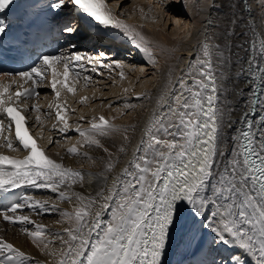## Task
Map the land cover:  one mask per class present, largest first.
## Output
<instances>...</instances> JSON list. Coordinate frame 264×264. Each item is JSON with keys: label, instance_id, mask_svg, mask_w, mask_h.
<instances>
[{"label": "snow or ice", "instance_id": "snow-or-ice-1", "mask_svg": "<svg viewBox=\"0 0 264 264\" xmlns=\"http://www.w3.org/2000/svg\"><path fill=\"white\" fill-rule=\"evenodd\" d=\"M13 2L0 0V12ZM69 5L78 7L100 24L122 30L138 49L152 57L144 36L135 26L114 15L105 0H53L50 7L62 10ZM211 7L216 9L215 4ZM240 22L246 23L240 17H229L226 32L236 34L233 26ZM205 23L210 29L219 27L212 20ZM6 27L0 21V34L5 33ZM63 31L71 34L78 28L66 25ZM209 36L214 37V33ZM248 45L249 56L245 63L251 76L260 83L250 88L253 99L242 114L244 127L238 130L239 138L235 134H224L212 52L206 51L196 71L188 74L187 79L180 78L178 94L172 97L167 111L159 114L145 130L128 165L110 187H102L94 196L73 190V185L83 183V174L46 154L30 133L20 110L28 105L19 103L38 97L40 86L50 78L56 102L48 107L56 108V118L63 122L59 131L67 133L69 108L60 102L61 93L65 89L75 93L81 72L87 70L83 62L87 60L90 64L92 57L78 52L71 56L43 55L27 70L0 73V139H4L6 147H14L13 141L4 137L2 117L6 116L10 121L6 126L8 135L11 136L14 124L16 140L28 150L24 158L0 153V189L29 186L47 189L61 201L71 203L75 198L79 202L73 211L61 213L69 226L52 232L51 238L46 226L35 224L29 216L16 215L26 206L44 212L55 210L57 205L48 201L25 196L21 202L0 212L2 219L13 224L33 223L35 230L28 232L24 228L23 231L31 236L41 252L52 257V264H165L164 257L174 234H187L189 217L199 218L214 234L217 243L236 249L217 264H249L246 257L252 264H264V42L259 48L252 40ZM253 52L258 56L251 55ZM116 64L123 68L119 62ZM100 66L113 67L104 65L103 61ZM91 71L102 74L96 67ZM240 73L243 75L245 69L241 68ZM120 76L124 78L123 71ZM5 79L9 83L6 84ZM85 80H91V76ZM29 82L31 86L26 87ZM13 85H17L15 91ZM86 100L87 97H81L82 103ZM40 107L39 103L33 105L38 113ZM257 116L259 119L254 122ZM36 119L39 122L40 116ZM56 127L53 124V128ZM232 127L231 122L227 123L228 129ZM74 131L83 137L84 144L96 145L108 152L97 136L120 129L101 116L99 122L93 118L89 128L77 125ZM226 140L232 142L230 151L224 148ZM49 143L58 141L50 139ZM120 151L125 149L121 147ZM69 152L77 154V146L73 145ZM116 163L110 159L107 171H112ZM57 241L59 247H50ZM32 260L0 237V264H30Z\"/></svg>", "mask_w": 264, "mask_h": 264}, {"label": "bare ground", "instance_id": "bare-ground-1", "mask_svg": "<svg viewBox=\"0 0 264 264\" xmlns=\"http://www.w3.org/2000/svg\"><path fill=\"white\" fill-rule=\"evenodd\" d=\"M107 1L109 2V0ZM126 1L121 0L118 8L121 9V6L126 7ZM113 2L114 8H116L119 1ZM138 4L141 6L140 9L137 8ZM213 4L216 5L218 11L211 7ZM107 6L110 7L108 3ZM149 6L157 8L160 18L161 16L166 19L171 17L176 22L175 24L177 25H174V32L163 30L155 20H147L143 22L145 23V26H143L139 21H134L129 17L134 12L143 14L146 8H150ZM125 10L127 11L125 21L135 26L136 30L144 36L145 42L151 48L152 57L138 49L131 38L122 30L111 27L109 33L118 34L119 39H114L115 36L108 38L113 39V43H119V45L123 44L125 39L130 40L134 44V47H131L134 50L133 56H128L126 53L123 56H119L117 46H115L113 51H107L109 45L105 48L106 50L100 48L103 50L99 53L110 55L103 59L98 54H95V58H92V61L97 63L99 59L105 65L112 64L113 67L101 68L102 74L82 71L75 86L76 90L82 88L80 92L84 88L92 90L89 94H84L87 93L86 91L80 93L81 97H87L86 102L88 103H93L98 98L105 100L103 106L94 112L96 113L95 117L90 115L92 113L90 111L84 114V120L86 118L88 124L81 128H89L93 118L98 120L101 116H104L120 129L117 132H109L106 136H97L101 144L108 149V152L96 145L84 144L83 137L74 131L76 127H70L67 133L60 132L59 129L63 127V123L57 127L58 132L55 133L52 140L56 138V141L61 142L64 146H60V148H57L58 150L53 152L50 149L48 151L52 144L49 146L46 144V147L43 146V141H41L43 139L40 136L38 127H34L33 124L46 128L47 121H45V118L47 116L45 114L49 113L48 111L51 109L56 116V108L49 109L48 107L49 104L56 102L55 94L50 87H44L42 93L36 97V103L41 106L39 113L34 108L27 109L29 111L30 124L37 135L36 140L42 144L46 154L51 158L83 174V183H78L72 187L74 191L86 196L89 194L94 196L102 187L111 186L115 178L133 158L134 149L144 135L145 130L151 126L159 114L167 111L172 97L178 94V81L180 78L184 77L187 79L188 74L196 71V66H198L199 61L205 58L204 53L206 51L212 52L211 58L217 76L218 107L223 113V131L226 136L235 134L239 138L240 132L238 130L244 127L241 119L242 114L253 99L250 88L254 84L260 83L258 78L251 76V71L247 69L245 61L249 56V52L246 51L249 46L248 41H255L257 48H259L261 42H264V0H139L136 3L133 2ZM115 15L117 14L115 13ZM229 17H240L242 21H246V23L240 22L238 26H233L236 28V34L231 31L226 32L229 27L227 24ZM206 20H212L219 27L210 29L205 23ZM244 32L247 34L239 35V33ZM210 33H214V37H210ZM97 38L102 40L104 37L97 35ZM108 42L111 41L109 40ZM225 44H227V47H224ZM251 55L258 56V53L253 52ZM153 59L155 63L152 62ZM116 62L122 64L123 68L118 67ZM142 63H145L146 66ZM190 65H193V67H190ZM241 68L245 69L243 75L240 73ZM148 69L151 70L148 73H151L152 69L157 73L153 74V72V76L147 79L141 78L144 80L142 86H135V90L128 89L123 91L122 88H115L114 85L109 84L114 77L115 80H119L117 76H119L121 71L128 77H130L129 73H133L137 78H140L146 77ZM87 76H91V80L86 81L85 77ZM124 81L126 80L121 81L123 82L122 84H126ZM108 87L112 89L103 91L108 89ZM113 93H116V95ZM66 94H71V92L65 89L62 91L61 96L63 97ZM81 97L77 98L79 106L82 104ZM69 106L70 110L71 107ZM260 110L258 107L257 112L259 113ZM37 115L40 116L39 122L36 119ZM258 119V116L255 117L254 122L258 121ZM229 122L233 125L231 129L227 128V123ZM5 134L4 132V136ZM71 135L72 138H69L71 140L66 138ZM125 137H127V140H125ZM65 140L70 142L66 143ZM13 145L14 147L11 149L14 150L11 151L10 148L6 147L4 139H0V153L2 152L5 155L16 158H24L26 150H22V146L15 141H13ZM73 145L78 148L77 154L69 152ZM121 147L125 149L124 152L120 151ZM224 148L226 151H230L232 142L226 140ZM19 150V154L21 150L22 152L25 151L22 156L15 153ZM84 153L88 155L85 156ZM110 159L113 163H116L117 160L119 162L109 172L107 171V164ZM12 191L13 189H0V196L3 197V201L14 196L16 199L14 203H18L25 196H31L34 200L48 201L50 204L57 205L55 210L47 212L33 210L26 206L16 213V215L29 216L35 224L46 226L49 230V238H51L50 234L52 232L62 231L63 228L69 226L61 213L65 210L73 211L79 203L75 198H73L71 203L61 201L56 194L51 193L47 189L22 186ZM10 206L7 205L5 208H0V212ZM24 228H27L28 232L35 230L33 223L13 224L4 221L2 216H0V237H3L4 240L14 244L32 257L33 260L30 264H52V257L41 252L33 244L31 236L23 231ZM186 231V235L176 236L174 234L173 241L164 257L165 264H217L218 261L227 259L232 255L233 251H236L230 246L217 243L214 234L208 231L199 218L193 219L189 217ZM50 247H59V242H55ZM249 264H252V262L249 261Z\"/></svg>", "mask_w": 264, "mask_h": 264}, {"label": "rangeland", "instance_id": "rangeland-1", "mask_svg": "<svg viewBox=\"0 0 264 264\" xmlns=\"http://www.w3.org/2000/svg\"><path fill=\"white\" fill-rule=\"evenodd\" d=\"M113 1H119V3L117 4V6H116V8H114V2ZM137 1H139V0H136V1H134V0H127L126 1V7H128L129 8V6H131L132 4H133V2H137ZM109 4L110 5V7H112V10H114V12L117 14V16L118 17H120V19H126L127 18V11L125 10L126 9V7H122L121 6V9H119L118 7H119V5H120V3H121V0H112V1H110L109 0V2L106 0V4ZM138 7L137 8H139L140 9V5L138 4L137 5ZM150 8H146V10H145V12L143 13V14H140V13H138V12H134V13H132V14H130V16L129 17H131L134 21H139L140 23H142V25L143 26H145V23H143V22H145V21H147V20H155L157 23H158V25L159 26H161L162 27V29L163 30H166V31H168V32H174V25H177V24H175L176 22L174 21V20H172V18L170 17V18H168V19H166V18H164L163 16H161V18H160V14L158 13V11L156 10L157 8L156 7H152V6H149ZM165 16V15H164ZM103 40L104 41H111L112 39H109V40H107V39H105V38H103ZM114 42V41H113ZM112 42V43H113ZM108 43H111V42H108ZM121 45H119L118 44V48L117 49H119V47H120ZM135 49V48H134ZM106 50V49H105ZM127 50V49H126ZM130 50L131 51H128L127 50V52H129V53H126V54H128V56H133V52H134V50H133V48H130ZM108 51V50H107ZM120 51V50H119ZM145 62H146V60H144ZM138 62V61H137ZM143 64V63H142ZM143 65H145V63L143 64ZM139 66V65H138ZM146 66V65H145ZM137 68V67H136ZM154 69H152V72L151 73H148V71H151L150 69H148L146 72L148 73V74H146V77L144 76V77H140V78H137L133 73H129L128 75H130V77H128V76H126V74L124 73V78H121V76H120V74H119V76H117V78L119 79L118 81L117 80H115V77H114V79L113 80H111V82L109 83V84H111V85H114V87L115 88H122V90L124 91L125 89H131V90H135L136 89V87L137 86H142V83H143V81L144 80H142L141 78H145V79H147L148 77H152L153 75H152V73L154 72L153 71ZM157 72H154L153 74H156ZM140 76V75H139ZM123 80H126V81H124V82H126V84H122L123 82H121V81H123ZM109 86V85H108ZM136 86V87H135ZM112 87V86H111ZM82 88H80V89H77L76 91H75V93H71V94H66L65 96V98H66V101H68V104L70 105L69 107H71L70 108V110H69V112H68V115H69V125H70V127H77V125H79L80 127H85V125H87L88 124V121L86 120V118H85V120H84V114L85 113H87L88 111H90V112H92L91 114H93V117H95L94 115V112L97 110V109H99V108H101V106H103V103H104V99L103 98H98V99H96V101L95 102H93V103H88V102H86V103H82V104H80V106L78 105L79 103H78V97L80 98L81 96H80V93H83L84 91H86L87 93H84V94H89V93H91L92 92V90L91 89H87V88H84L81 92H80V90H81ZM112 88H110V87H108V89H105V90H103V91H109V90H111ZM115 92H116V90H115ZM116 93H118V92H116ZM116 93H113L114 95H116ZM61 98H62V96H61ZM75 100H77L76 102H74ZM106 101H108V100H106ZM74 102V103H73ZM100 102V103H99ZM85 104V105H84ZM91 105H92V107H91ZM93 105H95V106H93ZM79 106V107H78ZM74 109V111H72ZM49 113H50V115L49 116H47L45 119V121H47V124H46V128L45 127H43V128H41L40 127V125H35V123L33 124V126L34 127H38V130H39V133H40V136H41V138L43 139V140H41V141H43V146L44 147H46L47 145L49 146V145H51L50 143H49V140L50 139H52V137H54V135H55V133H57L58 132V130H57V127L60 125V123H61V121H58L57 120V118H56V116H55V113L52 111V109L50 110V111H48ZM81 117H83V119H81ZM111 123V122H110ZM40 124V123H39ZM53 124H56L57 125V127L56 128H53ZM48 129V130H47ZM75 129V128H74ZM73 130V129H72ZM53 133V134H52ZM52 135V136H51ZM73 135V134H72ZM72 135L71 136H67L66 138L67 139H69V138H72ZM54 139V138H53ZM57 139L55 138L54 139V141H56ZM69 140H71V139H69ZM68 140V141H69ZM68 141H66L65 140V142L67 143ZM70 142V141H69ZM45 143V144H44ZM47 144V145H46ZM60 146L61 147H63L64 146V144H62L61 142L59 143H55V144H52L51 145V147L50 148H48V151H49V149L53 152V151H56V150H58L57 148H60ZM7 150V149H6ZM14 149H11V151H13ZM25 152V151H24ZM24 152H21L20 154H19V152H15L16 154H18V155H23V153ZM246 259H248L247 257H246ZM249 261H251V259L249 258L248 259V262Z\"/></svg>", "mask_w": 264, "mask_h": 264}]
</instances>
